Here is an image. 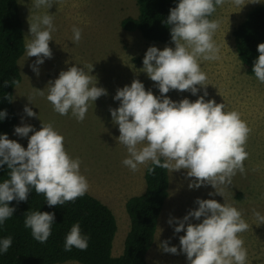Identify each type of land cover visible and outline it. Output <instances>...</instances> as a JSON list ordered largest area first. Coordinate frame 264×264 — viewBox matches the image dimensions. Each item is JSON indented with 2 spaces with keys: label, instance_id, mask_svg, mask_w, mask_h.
<instances>
[{
  "label": "clouds",
  "instance_id": "1",
  "mask_svg": "<svg viewBox=\"0 0 264 264\" xmlns=\"http://www.w3.org/2000/svg\"><path fill=\"white\" fill-rule=\"evenodd\" d=\"M228 2L237 7L245 5L244 0ZM32 3L36 9H49L58 0H32ZM225 3L226 0H179L165 21L171 26L175 47L160 50L151 46L143 58L142 72L155 82L160 96L134 79L130 86L117 89L113 99L120 102L119 107L109 109L112 122L118 125V142L127 149L123 165L135 172L138 165L150 162L154 166L148 168L150 174L156 167L171 172L185 170L187 178H192L189 189L211 185L215 193L210 192L209 196H223L224 186L231 185L237 172L245 173L244 161L249 156L246 144L252 131L239 112L226 111L225 103L205 100L209 84L200 61L219 60L221 51L214 40L220 21L208 17ZM28 22L31 38L25 44L26 55L37 58L31 67L39 75L36 65L52 58L49 41L55 31L53 15H36ZM72 31L74 42L79 43L82 30L74 26ZM257 50L259 56L252 72L264 83V43ZM8 83L5 81V85ZM12 83L19 86L20 82ZM197 86L205 91L194 102L187 98L173 101L167 95L170 90L197 95ZM46 88V99L53 110L62 116L71 112L78 122L85 119L90 101L108 95L106 89L97 87L94 76L77 66L62 70ZM37 91L41 96L45 94L44 90ZM24 112L29 117L36 116L30 107L25 106ZM6 116V111H0V118ZM14 132L28 137V143L25 149L7 134L0 135V167L6 164L10 177L0 182V224L15 212L9 203L27 201L31 189L37 195L43 194L49 207L74 202L86 194L89 183L80 172L81 161L67 153L64 137L52 124L42 123L40 130L31 125L16 126ZM30 132L33 134L29 137ZM195 203L198 208L175 221L174 233H185L179 237V251L176 246L170 247L168 241L159 247L166 253L186 254L188 264H246L247 249L239 234L247 231L249 224L242 218V212L226 201L222 204L215 199L197 198ZM253 216L257 226L264 224V215L255 209ZM193 218L203 219L192 223ZM54 219V213L31 211L25 216L24 226L31 229L36 241L45 243L52 234ZM168 223L172 225L173 220ZM88 240V236L82 235L80 224L74 223L66 235L64 250L75 247L85 251ZM11 245V236L0 240V253H7Z\"/></svg>",
  "mask_w": 264,
  "mask_h": 264
},
{
  "label": "rangeland",
  "instance_id": "2",
  "mask_svg": "<svg viewBox=\"0 0 264 264\" xmlns=\"http://www.w3.org/2000/svg\"><path fill=\"white\" fill-rule=\"evenodd\" d=\"M250 2L252 0H244L245 5L237 7L226 0L222 7L217 6L212 20L220 21L214 35L221 49L220 59L200 61L209 84L205 100L225 103V110L239 112L241 119L252 130L246 144L249 156L244 161L245 173L237 172L231 185L224 186L223 196H209L210 192L215 193L211 185L189 189L192 178H187L185 170L169 171L170 196L159 220L155 242L147 256L148 264H188L186 254L166 253L159 245L168 241L170 247L176 246L179 251V237L185 233H174L175 221L182 219L189 210L198 208L195 203L197 198L215 199L222 204L226 201L240 210L242 218L249 224V229L239 234L247 249L246 264H264V224L257 226L258 221L253 216V209L264 215V83L246 73L233 38L234 30L249 13L264 5V0ZM17 3L25 44L31 38L28 20L31 21L34 16L53 15L55 27L51 33L53 40L49 41L52 58H45L43 64L36 65L39 75L31 67L36 57H27L25 51L18 61L22 81L14 90L13 99L18 126L31 125L40 130L42 123L52 124L64 137L67 153L81 161L80 172L89 183L87 193L106 204L115 214L118 231L112 254L118 257L123 252L130 225L125 204L130 197L144 192L147 165H138L135 172L123 165L122 161L128 153L126 147L118 142V125L112 122L109 109L119 107L120 102L113 99L117 89L130 86L134 79L140 80L146 90L160 96L155 82L142 72L143 58L151 46L163 50L166 46L174 48L175 44L151 43L144 40L139 32L130 33L122 29V20L135 18L138 14L136 0H58L49 9L34 8L32 0H17ZM74 26L82 30L79 43L73 40ZM71 66L82 68L94 76L97 87L106 89L108 93L95 102H89L82 122H78L71 112L64 116L56 113L46 99L48 82L54 81L62 70L66 71ZM197 87V95L176 90H170L167 95L173 101L187 98L194 102L205 91ZM37 90H44L45 94L41 96ZM25 106L30 107L36 116H27ZM32 134L30 132L29 137ZM8 138L27 148L28 137H20L12 131ZM170 219L173 220L172 225L168 223ZM202 219L197 221L193 218L191 222L200 223Z\"/></svg>",
  "mask_w": 264,
  "mask_h": 264
},
{
  "label": "trees",
  "instance_id": "3",
  "mask_svg": "<svg viewBox=\"0 0 264 264\" xmlns=\"http://www.w3.org/2000/svg\"><path fill=\"white\" fill-rule=\"evenodd\" d=\"M178 3L179 0H136L137 16L122 20L121 27L126 32H139L144 40L151 43H172L171 26L165 21L170 9ZM213 14L208 19L212 20ZM233 38L246 73L255 77L252 68L259 56L257 46L264 43V5L249 13L234 30ZM24 39L17 0H0V111L7 112L6 117L0 118V135L8 136L18 126V114L13 103L17 86L12 82L22 81L18 61L26 51ZM5 81L9 83L5 85ZM149 167L154 166L149 162L145 169L144 192L130 197L125 204L130 225L120 256L112 254L118 224L114 212L106 204L86 192L74 202L49 207L44 195H37L31 189L27 201L13 200L9 203L15 212L0 224V240L12 237L8 252L0 253V264H148L147 256L170 196L169 170L156 167L150 174ZM8 171L6 164L0 167V182L10 178ZM31 211L55 215L52 234L45 243L36 241L31 229L24 226L25 216ZM77 222L82 235L89 237L88 248L81 251L73 247L71 251H65L66 235Z\"/></svg>",
  "mask_w": 264,
  "mask_h": 264
}]
</instances>
